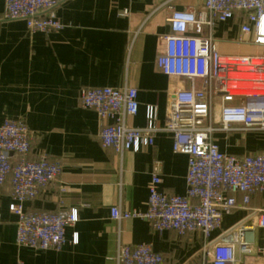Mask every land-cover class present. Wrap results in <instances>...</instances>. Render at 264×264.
Returning <instances> with one entry per match:
<instances>
[{
	"label": "crops",
	"instance_id": "1",
	"mask_svg": "<svg viewBox=\"0 0 264 264\" xmlns=\"http://www.w3.org/2000/svg\"><path fill=\"white\" fill-rule=\"evenodd\" d=\"M164 3L167 6L160 7ZM171 6V8H169ZM203 0H67L52 10L65 28L51 35L30 34L25 21L4 18L0 0V124L13 119L26 124L32 136L29 158L46 154L60 162L58 182L26 203V211L57 214L77 210L78 222L66 230L67 243L46 251L17 244V217L11 213L12 187L0 185V264H116L118 244H148L162 264H200V234L179 236L157 232L142 220L117 223L111 209L146 211L156 162H161L160 190L184 196L188 157L175 154L171 135L160 132L152 146L129 151L122 159L101 145V122L80 104L86 89L110 87L138 91L139 112L132 127L144 128L149 106L157 108V125L166 122L174 84L157 65L171 33L174 11H201ZM124 10L130 14L125 16ZM246 16L236 13L216 24L213 37L224 55L253 56L262 49L239 42ZM252 41V36L246 37ZM177 86H183L177 83ZM186 87V86H185ZM217 108V114H218ZM221 150L233 155L264 152V134L216 135ZM65 189V192H62ZM237 199L241 202V196ZM251 208L264 207V194L252 198ZM235 210L223 218V232L245 220ZM77 236V242H73ZM259 240L264 231L257 232ZM249 261V260H248Z\"/></svg>",
	"mask_w": 264,
	"mask_h": 264
},
{
	"label": "built area",
	"instance_id": "2",
	"mask_svg": "<svg viewBox=\"0 0 264 264\" xmlns=\"http://www.w3.org/2000/svg\"><path fill=\"white\" fill-rule=\"evenodd\" d=\"M65 1L5 0L4 18L25 21L30 34L59 33L65 25L52 10ZM236 13L246 16L239 42L259 47L262 53H221L214 28ZM123 14L128 16L130 11ZM169 25L165 51L157 59L158 68L175 85L163 127L157 125L154 106L147 108L144 128L129 125L128 120L139 112L134 88L99 87L80 95L82 108L93 110L105 122L99 133L102 147L120 159L129 151L152 146L160 132L171 135L175 154L188 157L186 195L170 196L160 190L162 164L158 161L147 210L129 211L118 205L111 209V219L117 223L142 220L157 232L174 231L179 236L200 234L204 242L200 264H264V236L260 240L257 236L259 230L264 231V207H250L255 195L264 194V152L233 155L223 152L216 140L219 133L264 134V0H203L199 12L174 11ZM250 35L249 43L246 37ZM31 140L26 124L13 119L0 124V185L9 182L12 187L10 210L18 219V246L60 249L67 243L66 230L79 220L78 211H26V203L58 182L62 174L61 163L50 161L46 154L38 160L29 158ZM235 210L248 212L247 218L212 238L223 218ZM114 260L116 264L164 262L148 244L119 243Z\"/></svg>",
	"mask_w": 264,
	"mask_h": 264
},
{
	"label": "rangeland",
	"instance_id": "3",
	"mask_svg": "<svg viewBox=\"0 0 264 264\" xmlns=\"http://www.w3.org/2000/svg\"><path fill=\"white\" fill-rule=\"evenodd\" d=\"M238 134L243 135L244 133H241V132H240V133H238Z\"/></svg>",
	"mask_w": 264,
	"mask_h": 264
}]
</instances>
